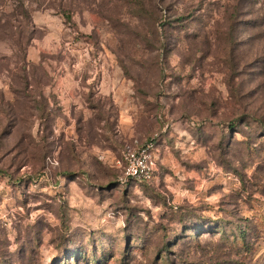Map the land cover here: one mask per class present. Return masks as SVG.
<instances>
[{"label": "rangeland", "instance_id": "1", "mask_svg": "<svg viewBox=\"0 0 264 264\" xmlns=\"http://www.w3.org/2000/svg\"><path fill=\"white\" fill-rule=\"evenodd\" d=\"M0 264H264V0H0Z\"/></svg>", "mask_w": 264, "mask_h": 264}, {"label": "built area", "instance_id": "2", "mask_svg": "<svg viewBox=\"0 0 264 264\" xmlns=\"http://www.w3.org/2000/svg\"><path fill=\"white\" fill-rule=\"evenodd\" d=\"M154 146V138L146 144H126L121 152V158L117 161L123 166V175L120 184L128 182H149L153 179L154 160L151 151Z\"/></svg>", "mask_w": 264, "mask_h": 264}]
</instances>
